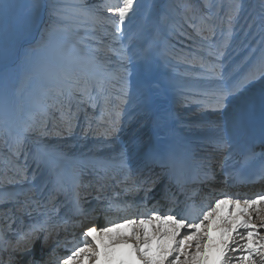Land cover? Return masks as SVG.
<instances>
[{"label":"snow or ice","instance_id":"6c2138e0","mask_svg":"<svg viewBox=\"0 0 264 264\" xmlns=\"http://www.w3.org/2000/svg\"><path fill=\"white\" fill-rule=\"evenodd\" d=\"M138 2L122 0L116 6H105L104 10L114 17L107 18L111 30L104 29L112 36V42L99 34L106 18L98 15L97 6L86 3L74 6L92 23L86 38L88 64L93 69H107L115 57V67L104 75L67 59L52 78L51 86L33 101L32 112L18 123L14 133L0 142L3 144L0 185L19 186L11 189L5 201L12 206L0 208V236L4 237L0 239V264H53L60 246L68 254L62 259L56 258L55 264H264V193L254 198H239V193L233 198L232 194L221 193V198L215 199L199 215L191 212L170 214L174 211L171 208L169 214H162L154 205L150 214L141 212L138 216L122 218L120 222L106 220L108 226L104 227L95 224L83 227L76 243L59 239L61 231L80 227L76 217L96 211L85 208L88 197L101 204L106 200L105 211H108L118 206L119 198L127 193L143 192L141 200L147 205L154 189L165 177L171 180L191 171L193 183L215 180L213 152L228 154L230 159L238 137L251 123L257 109L264 129V88L258 97L248 93L249 86L257 78L264 79V70L259 77L251 75L228 87L215 85L220 78L216 60L223 55L222 52L215 55L222 43L217 32L223 38V46H227L241 19L243 5L234 0L227 11L222 7L220 12L201 14L195 4L188 3L184 5V23L198 35V44L207 50V55L189 54L182 58L193 65L199 64L200 74L208 84L200 93L189 95H201L205 99L195 102L222 117L212 123V134L207 138L213 151L196 158L188 147L163 151L148 148L137 162L130 154L129 144L124 142L118 145L114 155L95 158L91 166L93 180L82 183L76 173L71 184L66 183L62 174L45 158L44 138L71 135L77 128L85 136L91 134L101 139V145L119 136L124 125L121 108L129 95L125 73L132 59L124 38H130L127 25ZM66 7L49 6L56 16L52 26L63 22ZM260 37L264 47V17L260 23ZM261 67L264 69V55ZM114 84H120L118 91ZM5 111H8L7 102ZM101 128L103 130L99 131ZM31 143L37 145L35 150L29 146ZM254 155L251 150L243 153L245 160ZM42 166L48 168L55 180L37 185ZM157 166L161 169L159 173L154 171ZM226 167V161H221L220 172L225 173ZM261 174L264 175V168ZM117 188L120 190L116 191ZM109 190L112 195H107ZM59 192H65L71 202V210L63 216L59 215L62 207L57 201ZM163 194L167 197V186ZM25 219L30 222L25 223ZM72 235L75 240V233Z\"/></svg>","mask_w":264,"mask_h":264},{"label":"bare ground","instance_id":"6f19581e","mask_svg":"<svg viewBox=\"0 0 264 264\" xmlns=\"http://www.w3.org/2000/svg\"><path fill=\"white\" fill-rule=\"evenodd\" d=\"M194 1L196 2V0ZM94 5L97 7L102 6L100 1H96ZM102 8L105 9V6ZM258 17V25L260 28L261 19L264 17V14H258ZM240 29H236V31L232 34V37L227 41V46H223V38L220 37L219 32H217V38L222 41L221 46L225 47V50L221 51L223 55L220 56L219 60H216V63L219 65L217 70L220 74V78L215 81L216 86L228 87L235 81L249 77L247 76V73L253 69V66L261 64L262 55H264V47H262L260 43V34L252 35V30L246 34V30ZM190 34L193 35L194 33ZM193 37L195 40L199 39L197 36ZM111 38L106 40L111 42ZM188 45L189 44L183 45L185 54L183 53L179 57H176L179 61L174 59L172 62L170 61L167 63L168 66L173 68L172 75L162 74L159 72L151 73V75L146 74L143 80H141L142 82H140V85L137 87L133 84L136 77L134 78L133 74L129 72L128 68L130 62L128 63L125 76L127 78L129 95L125 98L127 99L130 96V99H128L127 103H125L121 108L124 125L119 133V136H117L113 142H105L101 145L102 149L99 154L98 152L94 153L91 150L96 148V144L93 143L90 146V154H87L84 150L78 151V155L66 154V152H64V149H66L67 146L78 147L80 150L82 142L89 141V138H91V141L99 140L91 134L85 136L80 128L75 130L73 135H71L73 140H69L68 143H65L64 141L66 140L62 139L61 145L63 150H60V153L53 150H51V152L46 151L45 158L55 166L56 172L58 171L60 173L62 171L61 174L67 184H71L73 175L76 173H79L82 183H87L88 181L93 180L94 177L92 176L91 166L94 163L95 158L114 155L118 145L124 142L129 144L130 154L133 155L134 161L137 162L142 159L143 152L148 148L163 151L168 149L179 150L183 147H188L191 149L194 157L196 158H199L206 152L213 151L211 146L207 143V138L212 134V123L221 120L222 117L219 113L213 112L210 109H203L195 102L205 99L204 97L197 94L189 95V93H200L208 86V84L205 77L200 74L199 64L193 65L182 58L184 56H188L189 54L206 56L207 53L205 52V48H202L197 44H194L195 49H192L191 46ZM220 53L215 55L218 56ZM213 59H215V56ZM112 64L107 68L108 74L115 66V64ZM251 75L253 74H250V76ZM256 76L258 77V74H256ZM114 88L118 91L120 84H114ZM259 88H264V79L257 78L255 82L249 86L248 93L258 97L261 91ZM142 92L143 99H145L144 101L140 95ZM210 99V97L207 98L208 101H210ZM199 108L204 111L202 113L209 115V118L206 116L207 118L203 122L190 121L197 116L196 112ZM145 113L150 114V116H147L149 120L147 124L143 125V127L139 129L142 121L140 118H145ZM211 115H213V117H211ZM5 117L6 118L4 120H8L17 130L18 118L12 108H8ZM102 130V128L99 129V131ZM262 140H264V129H262L260 114L257 109L251 123L238 137L237 143L231 150L230 159L228 158V154L222 155L213 152L215 159L212 162V169L213 167L215 168V164H217V158L222 159V161H226L227 165L225 173H221L220 171L219 173L221 175L215 173V180L193 183V173L191 171L186 173L187 177L185 180L176 179L173 181L165 177L163 181L158 183L157 187L154 189L152 199L148 201V203H152L149 208H146V205H144L141 200L143 192L133 195L132 193L122 195L119 198L121 201L119 205L113 206L108 211H105L107 206L101 204L95 199H92L91 197H88L87 200L89 202L85 204V208H95L96 211L76 217L80 227L69 228L67 232L61 231L59 239L61 241H64L65 239L71 240L70 236L72 231L81 230V227H88L92 224H95L97 227L108 226L106 220L111 222H120L122 218L138 216L141 212L144 214H150L154 205L160 209L162 214H169V207L172 206L171 209H174V211L170 214L191 212L193 215H199L202 211L207 210L208 205L212 204L210 202L211 199L207 200V198L217 196V193L232 194L233 198H236L235 194L239 193V198H254L256 194L264 193V175L261 174L258 180H253V182L240 186L239 184L236 185L234 173L240 165L239 162L242 158H244L243 153H245L247 149L251 151L253 150L256 153L262 152V156L264 158V142H262ZM262 168H264V164L261 168L257 169V171H260ZM154 171L159 173L161 169L157 166ZM40 180L36 183L37 185H39L42 181H54L55 176L51 175L49 172L45 179ZM225 185L229 187H225ZM48 186L51 188L52 183L49 182ZM166 186L168 188L167 197L163 194V189ZM212 189L215 191L213 192ZM6 190L1 191L3 193H1L0 196V208H9L12 206L10 203L5 202L8 200L6 195L11 194V190ZM119 190V188L116 189V191ZM93 195H95V193H93ZM107 195H112L111 190H109ZM217 198L221 197L219 196ZM57 201L60 205H62L59 212L60 216H63L65 212H69L71 210V202L69 196L65 192L57 193ZM98 220L99 222L97 223ZM27 222L30 221L25 219V223ZM3 238V236H0V239ZM63 251V246L56 249L53 264H55L56 258L62 259L64 255L68 254L62 253Z\"/></svg>","mask_w":264,"mask_h":264},{"label":"rangeland","instance_id":"374dc122","mask_svg":"<svg viewBox=\"0 0 264 264\" xmlns=\"http://www.w3.org/2000/svg\"><path fill=\"white\" fill-rule=\"evenodd\" d=\"M96 1H100L102 5L98 6L100 8L98 9V15L106 18L99 34L104 39H110L112 36L105 33L104 29L111 30L107 18L112 16L102 7L109 4L116 6L122 0H104V2L103 0H0V142L7 138L10 133L16 131L8 120H4L7 114L5 111L6 102L8 108H12L15 112L18 123L27 118L32 112L33 101L38 98L42 90L51 86L52 78L67 59L71 58L89 71H98L108 75L107 69H93L88 64L89 48L86 38L92 29V23L88 17L80 15L74 7L81 3L94 5ZM233 2L234 0H196V2L194 0H139L135 13L127 25L130 38H124L125 46L131 50L132 59L128 69L134 78L136 77L133 83L134 86H139L146 74L151 75V73L159 72L172 75L173 68L168 66L167 63L177 59V56L185 54L183 45L189 44L188 46H191L192 49H195L194 44L199 45L198 40L193 37H198V35L188 24L184 23L185 4H195L200 9L201 14H207L210 11L220 12L222 7L227 11ZM239 3L243 5V8L240 24L238 23L236 29L246 30V34L252 30V35H259L258 14H264L262 0H239ZM52 4L67 6L63 22L54 26L52 25L56 20V16L50 12L49 8ZM36 5H40V7ZM190 33L194 34L191 35ZM112 40L113 38H111V42ZM222 50H225V47H218L215 54L220 53ZM205 52L207 53V50ZM114 61L115 57L113 58V64L109 63L108 66L114 65ZM177 61L179 60L177 59ZM262 70L264 69H262L261 64L253 66L247 76L258 74L259 77ZM259 89L261 90V88ZM140 95L144 101L143 92ZM124 99L127 103L130 96ZM202 112L204 111L199 108L196 112L197 116L190 121H205L209 115ZM144 115L145 118H140L142 121L139 129L147 124L149 120L147 116H150V114L145 113ZM71 135L45 137L47 151L51 152L53 150L60 153V150H63L62 139L66 140L65 143H68L69 140H73ZM92 143L96 144V148L91 150L99 154L102 149L101 140L91 141V138H89V141L82 142L80 150L78 147L67 146L64 152L78 155V151L84 150L87 154H90ZM29 146L33 150L37 147L35 143H31ZM2 149L3 144L0 143V150ZM217 159V164L212 170L214 173L220 174L219 167L222 159ZM41 168L36 183L40 179H45L49 174L48 168L43 166ZM13 187L16 186L0 185V196L3 193L1 191L6 189V191H10ZM225 187L229 186L225 185ZM212 191L215 190L212 189ZM217 194V196L208 197L207 200L211 199L210 202L214 203V200L220 196L219 193ZM6 196L9 199L10 194ZM103 204L107 206V201L105 200ZM151 204L148 203L146 208H149ZM82 228H80L81 230L72 231L76 235L75 240H73V233L71 232L70 239L73 240V243L79 240ZM62 253L66 252L63 251Z\"/></svg>","mask_w":264,"mask_h":264}]
</instances>
